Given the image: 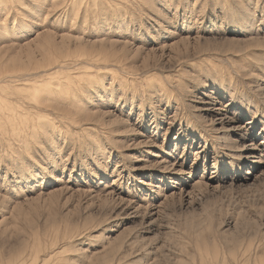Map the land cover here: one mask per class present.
Masks as SVG:
<instances>
[{
	"label": "rangeland",
	"instance_id": "obj_1",
	"mask_svg": "<svg viewBox=\"0 0 264 264\" xmlns=\"http://www.w3.org/2000/svg\"><path fill=\"white\" fill-rule=\"evenodd\" d=\"M0 264H264V0H0Z\"/></svg>",
	"mask_w": 264,
	"mask_h": 264
}]
</instances>
